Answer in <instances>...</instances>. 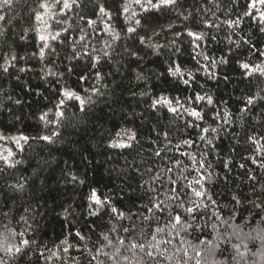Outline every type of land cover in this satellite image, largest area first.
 <instances>
[{"label":"trees","instance_id":"obj_1","mask_svg":"<svg viewBox=\"0 0 264 264\" xmlns=\"http://www.w3.org/2000/svg\"><path fill=\"white\" fill-rule=\"evenodd\" d=\"M127 2L78 0L71 9L57 6L51 18L44 16L48 28L35 19L45 11L41 0L0 7V65L8 67L0 69V130L30 137L9 162L14 167L0 161V240L18 244L20 237L11 233L24 232L23 239L31 242L23 254L0 250V258L5 264H264V152L256 151L264 145V76H249L241 67H264V5L176 0L159 9L145 4V11L131 3L130 12L118 11ZM98 6L111 18H100ZM42 32L59 33L49 38L43 58ZM174 63L190 79L188 86L168 74ZM64 87L90 95L92 104L85 112L69 108L59 127H45L39 117L55 111L57 90ZM197 94L205 100L194 101ZM161 96L173 100L176 113L152 106ZM249 96L253 105L246 103ZM192 109L202 119L190 116ZM48 118L53 119L51 113ZM125 130L137 139L128 141ZM54 131L59 135L52 143L38 139ZM120 141L132 146L110 147ZM201 176L205 179L197 184ZM193 189L205 195L197 197ZM93 190L105 207L92 204ZM159 201L164 212L146 210ZM113 206L126 215L112 214ZM189 207L195 209L192 215L185 211ZM177 212L193 227L173 228ZM149 241L159 247L148 248ZM132 243L145 249H133Z\"/></svg>","mask_w":264,"mask_h":264},{"label":"snow or ice","instance_id":"obj_2","mask_svg":"<svg viewBox=\"0 0 264 264\" xmlns=\"http://www.w3.org/2000/svg\"><path fill=\"white\" fill-rule=\"evenodd\" d=\"M256 2H258L261 5H264V0H254L253 4L251 5L253 8L256 7ZM13 3V0H0V7H4V6H9ZM78 3V0H52V3H49V0H41V3L39 4V7L41 9H44V14L42 15L41 13L37 12L35 14V19L37 21H40L46 28L50 27V25L47 24V21L44 19V16H48L49 18L52 17V9L60 6L61 10H65V9H71L73 6H76ZM134 3L136 5L141 6L142 8H144L145 11L148 10L147 7H145V4L150 6L153 9H159L162 7H168L171 5H174L176 3V0H128L127 3H124L122 5V8L119 9L118 11H123L125 13H128L131 11L130 9V4ZM98 12H99V17L103 18V17H108L109 19L110 17V13L107 11V9L103 6H98ZM93 14L95 15L96 12L94 11ZM248 13H246L247 15ZM132 17H134L136 14L134 12L131 13ZM4 17L0 16V20H3ZM260 19L261 21H264V12H261L260 14ZM96 20H88L87 23L89 25H95L96 24ZM136 24L140 23V20H135ZM106 28L108 29L109 33L111 34V25L107 24ZM128 32L130 33H135L136 29L134 27H129L127 29ZM261 31H264V28L261 29ZM189 35H192L191 33H189ZM57 36H59V33L57 32L55 35H52L50 32L48 33H44L42 32L39 36V39L42 42V46H41V50H40V57L43 58L45 56V52H44V48L46 47H50V45L48 44V40L49 38H51L52 40H55L57 38ZM199 38V37H198ZM84 37H81V40H83ZM112 39L116 40L118 39V35L117 34H112ZM141 42L143 43V39L141 40ZM110 46V45H109ZM54 51V50H53ZM104 55H108L107 52L104 53ZM75 56V53H74ZM12 60H15L16 57L13 56L11 58ZM205 59H208V57H205ZM96 63H99V59L96 60ZM214 63V61H213ZM95 63L90 65V67H95ZM243 69L248 70V75H254L256 73H259L260 75L264 76V67H261L260 65L255 66V68L253 69H249V64L245 63L241 66ZM0 69H2L4 72L8 71V67H5L3 65H0ZM67 71L69 73H74L75 72V66L70 67L67 69ZM168 74L171 75L172 77H176L179 78L182 83L186 86H188L190 84V79L185 78V72L182 70L181 66L178 64H173L169 69H168ZM49 75L52 76H58L60 74H57L55 72H50ZM99 75V74H98ZM187 75L191 78V81L195 80V75L192 72H188ZM78 79L80 81H86V77L84 75H80L78 77ZM93 93L96 91L95 89L92 90ZM83 92L86 94L89 92V89L85 88L83 89ZM57 95L60 97L58 99V101L56 102V104L54 105V109L55 111H53L52 108L48 109L47 112H43L40 117L39 120L41 122H43L44 126L47 127L49 125H53L55 124L57 127H59L61 125V122L65 119V112L67 109L72 108L75 111H79V112H85L87 110V107L89 105L92 104V100H91V96L88 95H82L80 91L71 88V87H64L62 89H58L57 90ZM205 96L203 95H194L193 96V100L194 101H202L205 100ZM261 100H264V96L260 97ZM177 103H179V101H176ZM207 102L208 104H211L212 98L211 97H207ZM17 103H19V101H17ZM246 103L248 105H253L255 103V100L252 96H249L247 98ZM173 104V100H170L166 97H159L157 98L154 102H153V107L155 108L157 105L165 107L168 109V111L172 112V113H176L177 112V108L172 106ZM187 111V109H186ZM49 113L52 114L53 119H49ZM189 115L192 117H195L197 119H202L201 113L195 109H192L189 112ZM225 123H228V120L225 119L224 120ZM198 126V125H197ZM130 130H125L124 134L127 135V139L128 141H135L137 139V135L135 132H131V134H128ZM203 132L207 133L209 131V129L204 128L202 129ZM212 132H216V128H212L211 129ZM59 135L58 132H52L51 135H42L39 136L38 139L43 140L45 142L48 143H52L53 140V136H57ZM117 135H120V133H118ZM201 140L205 139V137L203 135H201L199 137ZM0 139H11L17 146H20L21 151H23V147L21 146L20 142L23 141L25 144L28 143L30 137L23 135V134H19L18 136L15 137H6L4 136V134L2 132H0ZM250 140H252L253 144H255V140L252 137H249ZM185 143H188V141H185ZM208 143H211V140L208 141ZM132 145L131 143H126L123 141L120 142H114L113 144L110 145V147L112 148H130ZM257 152H264V145H261L259 148L256 149ZM5 152L7 153L6 155L4 154V152H0V160H2L6 165H8L9 167H14L15 164L13 163H9L10 158L14 155V153L12 152L11 149H6ZM155 155L159 156L160 153L156 152ZM256 161L253 160L252 163H255ZM225 167H227V165H225ZM241 168L244 167L243 164L240 165ZM260 167L264 168V160H262ZM167 171H171V169H167ZM73 180H76L77 178L75 176L72 177ZM205 179V177L201 176L198 180H196V183L199 184L201 180ZM82 183V181H81ZM22 187V186H21ZM152 191H156L155 189H152ZM170 192L173 193H177L178 195V190L177 189H173L170 188L169 189ZM194 195L197 197H203L205 195L204 191H196L195 189H193ZM186 194V193H185ZM89 199L92 201L93 205H97L100 208L105 207L106 201L104 199L101 198L100 195L97 194V192L95 190L92 191ZM235 199V198H234ZM177 207H183L182 204H178ZM257 207H259V205H257ZM153 209H156L158 212H164L165 211V207H164V202L163 201H159V202H153L151 204V207H147V211L152 212ZM186 213H188L189 215H192L195 212V209L192 207L187 208ZM110 212L112 214H116L118 218H123L126 214L123 211H120L117 207H110ZM91 215H99V212H90ZM195 217L193 216V219ZM171 220L173 221L172 227L175 228L177 225H181L183 227L184 231H187L188 228L193 227L192 224L187 222V219L185 218V216L180 213L177 212L174 216L171 217ZM226 223V222H225ZM125 232L128 231L127 228L124 229ZM157 232H162L163 229L157 228L156 230ZM261 232H264V228L260 229ZM11 235L13 237L19 236L20 240L19 243H7V238L5 237L3 240H0V250H2L5 255L8 256H15L17 254H23L29 247H30V240L29 239H23L24 237V232H19V233H15L12 232ZM77 236H80V233L77 232L76 233ZM259 235V233H258ZM105 239H107V237H105ZM153 240L156 239L155 235H153ZM109 243H111V241H109ZM120 243L123 244L124 241L120 240ZM164 243H167V241H165ZM201 243H208L211 245V241H201ZM131 247L133 249L139 247L142 251L145 249V244L140 243V244H136V243H132ZM148 248L150 249H156L159 247V244L156 243H152L151 241L148 242L147 245ZM234 247H236L234 245ZM63 251L67 252L68 249L64 248ZM98 252L100 250H97ZM148 256H153V252L152 251H148L146 253ZM186 254V253H185ZM106 255V254H105ZM161 256H163V253H160ZM197 256L200 255L199 252L196 253ZM241 255H243V253H241ZM170 259V257H168ZM93 260H96L97 257L93 256L92 257ZM125 259H127L125 257ZM0 264H5V261L0 258ZM197 264H199V261H197Z\"/></svg>","mask_w":264,"mask_h":264},{"label":"rangeland","instance_id":"obj_3","mask_svg":"<svg viewBox=\"0 0 264 264\" xmlns=\"http://www.w3.org/2000/svg\"><path fill=\"white\" fill-rule=\"evenodd\" d=\"M0 132H2L4 134V136L9 137V138L18 136L19 134L26 135L25 133L20 132V131H14V132L5 133V132L0 130ZM123 142H125V141H123ZM20 144L22 146L23 141H21ZM18 148H20V146H17L11 139H0V152H4L5 155L7 154L5 152L6 149H11L12 152L15 154V152H16V150ZM13 156L10 158V161L12 160ZM0 161H2V160H0Z\"/></svg>","mask_w":264,"mask_h":264}]
</instances>
